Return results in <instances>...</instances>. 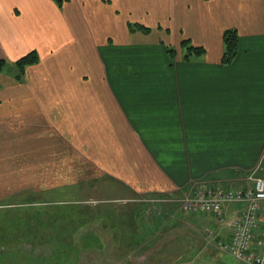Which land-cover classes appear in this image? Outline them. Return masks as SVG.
Listing matches in <instances>:
<instances>
[{
    "label": "crops",
    "instance_id": "0c3cea01",
    "mask_svg": "<svg viewBox=\"0 0 264 264\" xmlns=\"http://www.w3.org/2000/svg\"><path fill=\"white\" fill-rule=\"evenodd\" d=\"M128 23L174 46L137 38ZM228 29L238 52L223 64ZM183 39L204 55L186 59ZM33 50L39 60L20 81L0 71V205L75 177L78 188L110 176L150 196L242 183L264 166V0H0V60ZM198 219L229 237L214 216Z\"/></svg>",
    "mask_w": 264,
    "mask_h": 264
},
{
    "label": "rangeland",
    "instance_id": "374dc122",
    "mask_svg": "<svg viewBox=\"0 0 264 264\" xmlns=\"http://www.w3.org/2000/svg\"><path fill=\"white\" fill-rule=\"evenodd\" d=\"M139 31L133 30L137 38L170 44L164 31ZM4 69L16 74L11 63ZM74 179L77 186L24 199L13 194L14 202L0 205V264H235L213 236L203 234L200 215L190 226L183 218L190 215L179 211L178 203L191 187L181 194L148 196L110 176L81 188ZM72 207L83 212L75 223L68 221Z\"/></svg>",
    "mask_w": 264,
    "mask_h": 264
},
{
    "label": "built area",
    "instance_id": "2783aa9c",
    "mask_svg": "<svg viewBox=\"0 0 264 264\" xmlns=\"http://www.w3.org/2000/svg\"><path fill=\"white\" fill-rule=\"evenodd\" d=\"M259 173H264V166L251 172L242 183L206 180L195 184L178 203L180 212L211 215L219 225L229 228V237L217 239L216 245L235 264H264V177ZM232 204L244 207L226 221L224 209ZM202 231L207 239L216 237L211 223Z\"/></svg>",
    "mask_w": 264,
    "mask_h": 264
},
{
    "label": "trees",
    "instance_id": "16d2710c",
    "mask_svg": "<svg viewBox=\"0 0 264 264\" xmlns=\"http://www.w3.org/2000/svg\"><path fill=\"white\" fill-rule=\"evenodd\" d=\"M57 5H61L63 0H54ZM128 27L130 30H134L135 28L138 30H142L144 32H148L149 28L143 26V25H139L136 23H128ZM238 41H239V37L237 34V31L235 29H228L225 30L223 33V54H222V58H221V62L223 64H229L231 61H233V59L235 58V56L237 55L238 52ZM181 48H183L185 50V54L184 57L186 59L189 58H198L201 57L202 55H204L205 53V49L201 46H193L191 44V42L187 39H183L180 42ZM168 53L170 57H173L175 54V50L171 47L168 48ZM39 60V56L38 54L33 50L25 55H23L22 57L18 58L14 63V67L16 70V74H15V79L20 81L21 78L24 75L25 69L27 66L33 65L34 63H37ZM6 66V62L3 60H0V71L4 69V67ZM264 177V173L262 174ZM88 209V208H85ZM85 209L84 213H85ZM69 214L68 216L70 217L68 219L69 222H78L82 219V207H77L75 209L72 210L69 209ZM82 213V214H81ZM16 220V219H15ZM15 220H12L15 222ZM21 221L23 222V220L21 219ZM19 222V223H22ZM10 225L13 226H17L16 224L13 223H8ZM23 226H25L24 224H22V228ZM39 241V240H38Z\"/></svg>",
    "mask_w": 264,
    "mask_h": 264
}]
</instances>
